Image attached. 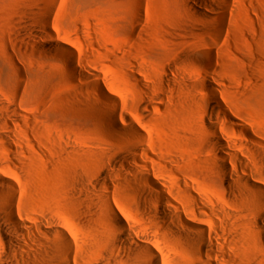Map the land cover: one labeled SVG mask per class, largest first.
<instances>
[{
    "label": "rangeland",
    "instance_id": "obj_1",
    "mask_svg": "<svg viewBox=\"0 0 264 264\" xmlns=\"http://www.w3.org/2000/svg\"><path fill=\"white\" fill-rule=\"evenodd\" d=\"M211 2L205 17L187 0H0V105L25 115H8L19 153L3 143L8 131L0 129V176L17 189L15 217L51 215L74 226L82 238L77 256L88 264L102 217L87 184L107 173L117 185L102 189L107 205L144 229L153 228L140 201L146 189L136 191L127 177H153L148 167L181 196L189 182L228 203L206 143L216 134L239 147L264 144V0ZM73 64L87 77L74 75ZM100 86L124 104L108 102ZM113 109L123 133L106 120ZM132 142L152 160L141 157L144 167L131 165L126 175L119 161ZM4 204L0 190V255H11L3 243L10 227Z\"/></svg>",
    "mask_w": 264,
    "mask_h": 264
},
{
    "label": "bare ground",
    "instance_id": "obj_2",
    "mask_svg": "<svg viewBox=\"0 0 264 264\" xmlns=\"http://www.w3.org/2000/svg\"><path fill=\"white\" fill-rule=\"evenodd\" d=\"M187 1L201 16L209 17L205 7L215 8L211 0ZM219 23V32H222L227 25V16L223 15ZM46 30L51 32L48 27ZM71 70L76 76L87 77L74 64ZM74 75L72 78L75 80ZM137 81L141 82L139 79ZM99 91L111 104H120L121 99L110 94L105 87L100 86ZM216 99L215 96L214 102L220 104ZM124 102L121 100V103ZM225 108L229 113L228 106ZM0 111V129L8 131L3 143L19 153L15 143L18 134L10 126L12 119H8V115L14 113L22 119L25 115L10 108L4 109L3 105H0ZM106 120L119 133L126 130L119 120L117 109H113ZM230 120L239 127L231 117ZM133 134L141 136L138 131H133ZM211 136L206 145L213 148L216 158L213 167L218 180L232 196L228 203L227 199L217 203L215 197L203 193L200 187L189 182H186L184 196H181L158 168L148 167L153 177H127L135 190L140 187L146 189L140 201L146 212L153 215V228L147 226L144 229L130 214L107 205L110 203L109 195L102 189L117 186L112 173H107L102 181L87 184L91 194L89 202L96 204L94 213L102 217L93 227L95 240L92 242L90 239L89 250L86 249V253H90L89 258H95L88 264H264V144L253 139L256 147L248 143L239 147L236 141L226 137ZM246 138L252 139L249 135ZM143 147L142 143L132 142L122 149L119 163H123L126 175L131 172V165L144 167L139 163L141 157L152 160L151 154ZM153 163H156L154 159ZM113 164V168L118 166V163ZM11 180L10 176H0V190L5 199L3 210L10 219L9 230L3 234V243L11 252V255H0V262L85 264L77 256L82 238L74 226L51 215L30 220L15 217L13 210L17 189ZM225 203L229 207H225ZM142 223L147 224L146 221ZM159 227L165 238L157 235L156 228ZM42 235L47 237L46 242L40 240Z\"/></svg>",
    "mask_w": 264,
    "mask_h": 264
}]
</instances>
